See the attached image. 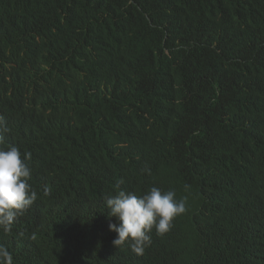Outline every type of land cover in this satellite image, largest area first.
<instances>
[{
    "label": "clouds",
    "instance_id": "obj_1",
    "mask_svg": "<svg viewBox=\"0 0 264 264\" xmlns=\"http://www.w3.org/2000/svg\"><path fill=\"white\" fill-rule=\"evenodd\" d=\"M227 1L174 0L158 19L120 13L98 30L84 24L107 28L126 51L115 59L79 48L61 8L28 0L62 15L38 22L0 67V264H142L182 244L175 230L187 233L197 264H264V24H245L264 0ZM198 7L205 19L189 39L186 17ZM34 40L55 67L25 47ZM166 66L174 78L161 96L150 72ZM192 72L209 91L184 82ZM38 114L54 115V131ZM60 190L91 207L83 223L59 219L68 212Z\"/></svg>",
    "mask_w": 264,
    "mask_h": 264
},
{
    "label": "trees",
    "instance_id": "obj_2",
    "mask_svg": "<svg viewBox=\"0 0 264 264\" xmlns=\"http://www.w3.org/2000/svg\"><path fill=\"white\" fill-rule=\"evenodd\" d=\"M50 5L56 6L57 9L61 8L67 14V20L71 27L76 31V38L78 41V47L81 49L92 48L99 55H107L112 58H118L123 54H126V51L121 47L115 45L114 42L110 40L107 33V28L102 29L100 32H94L92 30L84 29L82 26L85 24L89 29L98 30L97 27H105L109 22H114L119 20L118 16L120 13H123L128 17H134L130 19L138 20V17L147 13L150 16L158 19L160 14L166 10L168 6L174 0H154V6H149L146 3L145 7L140 5L142 10L137 8V5H131V9L125 11H115L118 5H124L126 0H46ZM217 3H223L224 8L229 7V2L227 0H213ZM150 2V0H149ZM179 3H191L195 2V0H178ZM28 0H0V26H1V34H0V54L2 56V63H0V67H2L6 61H8L13 55L18 53L21 50L23 42L30 36H25V33L35 32L39 30L40 25L38 22L42 21L43 25L53 24L54 16H61L59 13H43L37 9H30L28 6ZM136 9L140 12H136ZM110 11L112 13L111 16L98 17V13L102 11ZM180 18H185V13L182 10H178ZM142 13V15H141ZM129 18V17H128ZM205 19V12L202 7H198L194 12L189 14L186 17V24L188 29L189 39H195L198 36L200 28ZM264 24V12L258 16V18L249 19L245 21V24L248 27V32H252L256 30L257 23ZM134 25L131 24L128 29L125 31L127 37L131 34ZM120 30V29H119ZM122 32V30H120ZM34 43H25V47L29 48L37 55L46 58L47 60L52 62V67H55L54 59H52L48 49L41 43H38L34 40ZM53 45V44H52ZM60 47L63 46L60 40ZM185 54V51H182L181 55ZM71 62V61H70ZM167 63V62H166ZM164 63V64H166ZM151 78L149 79L155 84L153 93L160 94L161 96H165L168 94L170 89L172 88V81L174 78V73L171 70V67L166 66L156 70H151ZM227 76L223 72L218 73V78L216 82L220 85L224 83ZM184 82L188 84V86L192 90H204L209 91V86L205 83H202L200 79L197 78L195 72L191 74H184L182 76ZM57 89H48L44 92H48L51 95H54ZM39 115V114H38ZM41 118H37L38 124L46 128L44 131L46 134L54 131V115L53 116H42ZM56 121V120H55ZM52 128V129H51ZM91 184L88 186V190L90 189ZM61 194V203L66 204L68 208L67 213H63L60 215V220L64 221H73L74 223H83L86 220V216L90 213L91 207L82 202L79 195H77L73 191H69L65 193L60 190ZM97 204V203H95ZM51 234L54 237H58L60 235V231L51 229ZM177 230L173 231L170 236L174 239L184 238L182 244H177L174 249H169L167 254L161 258H158L154 261L151 259H145L142 264H197L195 262V250L192 241L188 238L186 232H177ZM175 233V234H174ZM38 246H41V242L39 238L36 239ZM220 253L224 251L222 254V260H225L229 257V253L227 252L230 247L225 245V242L221 244ZM207 253V251H206ZM79 258V257H77ZM201 264H210V260L206 258L204 263Z\"/></svg>",
    "mask_w": 264,
    "mask_h": 264
}]
</instances>
